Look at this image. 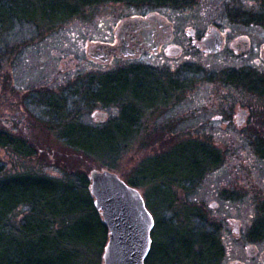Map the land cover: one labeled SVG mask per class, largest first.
I'll list each match as a JSON object with an SVG mask.
<instances>
[{
  "label": "rangeland",
  "instance_id": "1",
  "mask_svg": "<svg viewBox=\"0 0 264 264\" xmlns=\"http://www.w3.org/2000/svg\"><path fill=\"white\" fill-rule=\"evenodd\" d=\"M150 2L154 3L127 0L82 7L68 20L47 23V18H35V27H17L4 33L0 51L8 47L9 52H0V131L27 138L35 143L38 154L34 159L21 161L0 148L1 160L10 172L18 168L21 172L57 177L65 172H81L90 178L94 170H108L126 180L139 167L136 177H146L151 182L136 188L159 222L152 233L149 264H188L183 254L191 252L194 256L190 247L196 237L194 231L198 227L208 232L212 215L217 217L216 225L227 230L224 264H263L252 255L250 245L255 243L249 240L248 233L264 204V143L259 145L264 142V96L226 84L223 72L245 67L259 77L264 76V28L213 18L217 8L200 5L197 0L196 5L187 8L167 6L165 11L173 18L163 19L170 24L174 42L182 51L162 53L141 62H151L169 78L182 74V79L188 81L181 82L170 101L158 103L147 112L141 136L123 147L124 141L115 139L114 128L106 133L100 131L98 137L81 125L101 126L102 115L93 114L107 112L108 123L119 110L98 104L89 107L77 91L82 96L87 91L86 84L101 73L140 62L115 60L113 65L98 67L90 59L89 45L110 39L115 26L125 19L120 17L129 15L132 9H144ZM38 14L40 11L35 13ZM213 26L227 40L219 54L204 53L199 46ZM190 29L196 31V43L188 34ZM241 36L249 38L250 48L236 54L230 45ZM71 57L78 65L70 63V69H65L64 60ZM258 60L261 62L257 63ZM186 66L200 72L183 75L181 71ZM209 79L212 81L208 82ZM147 89L146 92L154 88ZM239 105L246 115L235 117ZM67 111L81 124L67 120ZM61 133L73 143L92 144L90 149L99 150L96 154L100 157L77 154L58 139ZM130 134L132 131H128ZM210 148L216 151L218 161L207 166L209 160H204V155ZM206 166L197 184L178 187ZM188 206L199 213L196 220L187 219V213L194 212ZM227 219L240 223L242 237L234 234L235 226ZM256 244L264 251V240ZM95 254L92 259L103 264L104 250L97 257Z\"/></svg>",
  "mask_w": 264,
  "mask_h": 264
},
{
  "label": "trees",
  "instance_id": "2",
  "mask_svg": "<svg viewBox=\"0 0 264 264\" xmlns=\"http://www.w3.org/2000/svg\"><path fill=\"white\" fill-rule=\"evenodd\" d=\"M111 1L127 0H0V41L4 40V33L8 30L24 26L35 27V18H47V23L64 21L74 15L78 8ZM180 1L164 0L165 3L172 4ZM37 11L40 14L35 15ZM226 19L245 27L264 28L263 14L256 18ZM216 25L220 27V24ZM0 52L7 55L9 49L7 47ZM181 72L183 75H192L200 70L186 66ZM223 77L226 84L242 86L264 96V76L255 75L251 69L224 70ZM182 81H188L182 79V74L169 78L156 67L134 62L92 79L91 83L86 84L87 91L82 96L77 91L81 100L89 107L98 104L99 107L118 108L117 116L108 123L106 119L98 127L81 124L68 111L66 119L81 124L98 137L100 131L106 133L109 128H114L117 133L115 139L124 141L123 147L141 136L147 112L158 103L170 101ZM211 81L209 79L208 82ZM147 88H154V97L153 90L146 92ZM128 131H132V134L128 135ZM58 139L77 154L88 158L100 157L96 154L99 150L96 152L90 149L92 144L73 143L64 133L59 134ZM263 143L261 141L259 145L263 146ZM0 148L9 151L11 158L21 161L34 159L38 154L35 143L7 130L0 131ZM257 151L259 153L260 149ZM120 153L121 150L117 155ZM1 159L0 157V264H99L92 257L94 252L97 257L105 249L109 229L95 206L89 176L81 172H65L62 177H57L42 172H21L18 168L10 172ZM204 160H209L206 161L207 166L216 164V151L210 148L209 153L204 155ZM207 166L200 168L197 175L181 181L178 187L185 188L186 183L197 184ZM138 171L139 167L125 181L133 187L148 186L151 180L146 177L137 178ZM175 201L176 195L174 203ZM187 209H194V212L187 213V219L196 220L200 216L194 207L188 206ZM158 225L159 222L155 219V227ZM194 232L196 237L190 242L194 256L191 252L183 254L185 261L188 264H207L212 255L207 231L197 227ZM249 237L264 238V204L261 215L250 227ZM215 247L219 264L222 251L218 240Z\"/></svg>",
  "mask_w": 264,
  "mask_h": 264
},
{
  "label": "flooded vegetation",
  "instance_id": "3",
  "mask_svg": "<svg viewBox=\"0 0 264 264\" xmlns=\"http://www.w3.org/2000/svg\"><path fill=\"white\" fill-rule=\"evenodd\" d=\"M150 6H145L144 9L135 11L131 10L129 15L122 16L120 18L122 21L115 26L113 34L110 39L105 41H97L94 45H89L90 59L94 61L98 67L110 66L114 64L115 60L120 61H132L138 60L142 61L145 58H153L162 53L167 55L181 53L182 48L179 47L174 42V35L170 32L171 26L163 18H173L168 15L165 11L167 6L169 7L172 3H165L164 0H150ZM200 5L209 4L212 7L217 8L214 12L213 18H256L260 14L264 15V0H197ZM112 2V1H111ZM196 0H181L180 3H176L175 7L178 8H187L193 5H196ZM166 4V5H165ZM178 4V5H177ZM136 6V5H135ZM214 10V9H212ZM218 27H210L209 31L201 38V43L199 46L205 50L203 40L210 33L211 30ZM219 30V29H218ZM221 32V30H219ZM196 33V31H195ZM223 39V49L227 42L225 35L221 32ZM195 37V34L192 36ZM196 43V39L194 38ZM231 48L234 50V53L241 54L250 48V41L248 37H239L231 43ZM205 53V52H204ZM263 58H264V51ZM261 61H257L260 63ZM64 63L67 65L65 69H70L71 64L78 65L75 57H71L69 60H64ZM134 63V62H132ZM146 65L153 66L151 62H142ZM131 63L124 64L126 67ZM121 67V68H122ZM120 68V67H119ZM118 69V68H117ZM245 67H242L241 70H245ZM116 70V69H115ZM103 76V73H101ZM234 86V85H233ZM237 87V86H235ZM240 90H246L247 88L239 87ZM105 108V107H103ZM240 110L235 112V117L244 110L240 105L237 107ZM234 114V112H233ZM102 115L104 119L108 118V113L103 112L102 114H93L94 117ZM261 210V207L259 208ZM217 217L212 215L209 218V223L207 225L208 232L207 236L209 237L210 247L212 249L211 258L208 260L207 264H218L217 255L215 252L216 249V240H218L219 246H221V256L219 264L225 263L226 256V247L224 245V238L227 236V230L222 229L221 226H217L215 220ZM227 223L235 226L234 234L242 237L244 232H241V225L236 220H226ZM253 225V224H252ZM252 227V226H251ZM249 236V233H248ZM249 240L252 243L250 245V250L254 258H260V261L264 264V251L256 244L262 242L263 239H252L249 237ZM152 250L148 257L149 264ZM229 264H242L240 262L230 261Z\"/></svg>",
  "mask_w": 264,
  "mask_h": 264
},
{
  "label": "water",
  "instance_id": "4",
  "mask_svg": "<svg viewBox=\"0 0 264 264\" xmlns=\"http://www.w3.org/2000/svg\"><path fill=\"white\" fill-rule=\"evenodd\" d=\"M191 35L195 30L190 31ZM206 53L222 50L223 39L214 28L203 40ZM246 115L243 110L238 116ZM4 122H9L7 119ZM91 194L109 229L103 264H146L152 246L155 220L141 192L128 185L118 174L94 170L90 174Z\"/></svg>",
  "mask_w": 264,
  "mask_h": 264
}]
</instances>
